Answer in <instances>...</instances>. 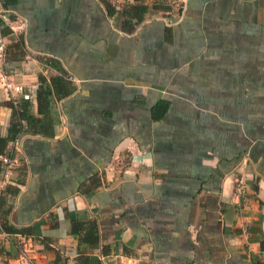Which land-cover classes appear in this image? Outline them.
I'll use <instances>...</instances> for the list:
<instances>
[{
  "label": "crops",
  "instance_id": "obj_1",
  "mask_svg": "<svg viewBox=\"0 0 264 264\" xmlns=\"http://www.w3.org/2000/svg\"><path fill=\"white\" fill-rule=\"evenodd\" d=\"M164 1L121 24L99 0H7L3 69L29 112L38 76L67 71L71 92L50 98L51 135L8 144L0 191L18 188L25 233H0V264H264V0ZM71 219L95 221L97 247Z\"/></svg>",
  "mask_w": 264,
  "mask_h": 264
},
{
  "label": "trees",
  "instance_id": "obj_2",
  "mask_svg": "<svg viewBox=\"0 0 264 264\" xmlns=\"http://www.w3.org/2000/svg\"><path fill=\"white\" fill-rule=\"evenodd\" d=\"M1 5L7 8V0H0ZM106 10L107 14H116L120 19V23L131 22L135 24L143 19L144 14L151 9H160L168 11L170 5L164 0H133L132 4L122 3L119 8L112 2V0H99ZM150 1L149 4L146 2ZM130 23V24H131ZM11 30L7 26L0 29L2 35L8 34ZM22 43V36L18 35L16 44ZM6 49V45H5ZM4 49V58H5ZM70 75L67 71H63L59 76L49 77L48 79L43 76H38V84L35 91L36 111L38 116H33L28 110L29 99H23L17 96L13 99L7 100V106L10 109V116L8 127L5 135L0 134V155L12 156L13 152L8 148V144L15 141L22 132L30 134H37L48 136L52 134L51 121L48 114L49 103L51 96L56 99H61L71 92ZM168 106L167 100H159L155 104V114L161 117L166 111ZM153 113V111H152ZM25 122V125L23 124ZM22 162L17 166L18 176L23 171ZM18 188L16 186L5 185L0 191V233L6 234H24V228H17L11 224L7 218L11 208L10 199L16 195ZM70 233L76 236L77 247L85 245L86 247L95 248L99 244L98 228L94 220L85 223L77 222L71 219ZM76 259L81 264H101L99 259L92 255L78 254Z\"/></svg>",
  "mask_w": 264,
  "mask_h": 264
},
{
  "label": "built area",
  "instance_id": "obj_3",
  "mask_svg": "<svg viewBox=\"0 0 264 264\" xmlns=\"http://www.w3.org/2000/svg\"><path fill=\"white\" fill-rule=\"evenodd\" d=\"M114 2V0H112ZM13 13L1 5L0 1V29L3 26H7L11 31H14L17 27L13 25L10 18ZM18 27H20L18 25ZM4 49H5V38L0 33V87L7 94L8 99H13L17 96H21L23 99H29L30 93L26 91L22 85L13 83L8 80L4 73L3 63H4ZM16 159L14 156L0 155V168L2 172V184H6L13 177L16 166ZM5 186V185H4Z\"/></svg>",
  "mask_w": 264,
  "mask_h": 264
}]
</instances>
